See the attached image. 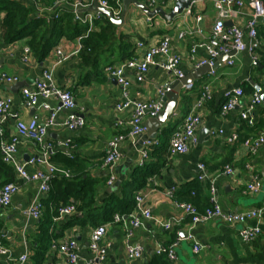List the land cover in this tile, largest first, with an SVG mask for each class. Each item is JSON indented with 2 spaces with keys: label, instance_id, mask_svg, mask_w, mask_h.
<instances>
[{
  "label": "crops",
  "instance_id": "crops-1",
  "mask_svg": "<svg viewBox=\"0 0 264 264\" xmlns=\"http://www.w3.org/2000/svg\"><path fill=\"white\" fill-rule=\"evenodd\" d=\"M260 1L264 2V0ZM28 6L32 10L31 18L36 19L34 6ZM173 6L172 0L165 5L164 10L169 12ZM192 11L203 17L199 24L201 34L179 40L178 31L195 27L193 16L180 14L171 22L160 16L148 19L135 6L129 5L122 26L116 27L118 40L112 46L105 47L98 56L96 74L89 68L81 67L79 54L71 56L59 65H53L56 48H60L65 53L72 52L75 48V38H60L42 61L37 60L31 52L28 61L24 63L22 55L24 48L28 47L27 40L5 43L0 37V75L15 76L19 80L17 83L22 82L24 84L22 88H26L33 86L42 70H51L54 84L68 89L75 101L76 114L85 122L83 128L70 132L62 125L67 112L61 111L55 117L56 125L48 129L45 144L52 148L50 161L56 167L68 170L70 177H55L47 193L39 192L38 183L19 178L11 166L4 164L5 168H3L0 165V186L6 182L18 186V192L13 196L10 206L0 210V243L7 250L6 255H0V264H33L34 242L39 235L41 222H46L48 232L55 236L50 243L72 239L78 247L77 264H91V254L87 247L88 236L93 228L90 223L91 218H87L84 213H77L79 218L83 215L84 225L73 221L76 215L56 219V211L60 206L70 203L79 204L74 201L73 194L78 190L79 183L85 180L94 182L92 212L96 222L106 225L102 241L106 255L98 264H148L156 257L155 250L158 246H168L173 243H177L176 259L170 262L164 257H158L164 264H264V211L259 219H249L238 224L210 220L193 226L190 217L176 207L177 203H191L200 213L203 212L211 205V182L217 203L225 212L255 210L264 202V147L252 155L243 146L245 139L256 138L264 129V104L261 102L252 113L253 127H249L239 118V113L250 96L256 93L254 86L264 91L263 22L258 24L261 46L253 57L247 53L237 54L232 67L226 66L225 60H217L215 76L207 73L192 78L190 83L192 88L186 90L183 86L180 91L172 118L161 125L156 133L151 130L152 124L150 125L149 122L151 119L145 120L146 134L135 140H125L120 146L121 160L111 168L103 167L107 143L118 132L122 134L128 132L127 122L131 116L128 110L116 111L115 106L121 100V88L105 75L104 68L111 65L119 66L133 57L141 58L146 47L156 45L163 36H169L171 52L180 56V68L184 75L192 74L196 70L189 61L188 55L194 43L207 41L210 36L215 20L213 0H198L193 3ZM250 13L248 7H243L240 15L232 18V23L243 26ZM104 17L106 16L103 15L101 23L97 25L96 33L104 24ZM77 25L80 30L83 29L81 24L77 23ZM49 34L50 30L47 37ZM137 43L144 44L145 48L137 49ZM195 58L203 60L207 59V55L204 50L196 49ZM135 75V71H125V76L131 81L128 94L131 99L141 102L157 100L159 90L165 85L172 86L177 82L172 75L157 67H150L141 83L135 82ZM15 84L0 82V98L7 96L12 99V114L16 116L9 118L2 125L0 147L15 135L17 120L26 122L33 118L43 122L50 115L49 111L41 108H27L21 98L22 88L17 92L12 91ZM205 84L210 85L212 99L199 111L201 124L196 134V143L190 145L184 155H170L168 147V154L159 174L147 179L144 188L140 189L146 195L145 204L154 219L160 223L168 222L171 227L169 230H163L154 221L142 220L141 225L133 230L132 237L128 240L126 227L132 212L128 216H123L121 222L115 223L113 218L109 222H102L104 202L111 194L134 199L139 190L135 191L131 177L133 170L138 167L142 142H155L152 148L157 150L163 149L164 145L167 146L170 136L181 126L184 116L191 111ZM235 88L243 90L244 98L235 110L221 115L219 109L223 103L224 93ZM48 105L55 108L57 104L49 101ZM117 120L124 123L121 131L114 127ZM219 131H222L221 136L211 135V132ZM232 134L237 136L236 141L227 143L225 139ZM17 142L18 163L26 162L28 158L37 156L41 151L40 146L23 138H18ZM63 142H70L75 146L72 159L67 158L66 151L59 146ZM149 156L148 163L156 162L157 159ZM0 163H3L1 149ZM199 164L204 165L207 175L204 181L197 179ZM226 166L232 168L231 175L224 174ZM43 170H45L44 166L39 164L26 168L30 174ZM255 175L260 177V192L245 193V186ZM111 176L114 182L109 186L107 182ZM36 198L42 204L41 217L38 221L23 215V211ZM243 227L258 228L260 231L258 237L250 243H244L239 236V231ZM128 243L141 247L140 258L133 260L127 258L125 247ZM194 244L202 247L198 253L193 251ZM24 254L28 256L27 261L20 263L19 258ZM42 264H65V262L61 255L48 248Z\"/></svg>",
  "mask_w": 264,
  "mask_h": 264
},
{
  "label": "built area",
  "instance_id": "built-area-1",
  "mask_svg": "<svg viewBox=\"0 0 264 264\" xmlns=\"http://www.w3.org/2000/svg\"><path fill=\"white\" fill-rule=\"evenodd\" d=\"M28 5L34 6V15L37 19H43L47 23L55 22L59 19L60 13L63 9L69 10L73 14L75 22L81 24L84 28L83 32L75 37V48L70 53H65L60 48H56L53 54V65H59L66 61L71 56H77L82 50V42L97 29V25L101 23L103 14L100 12L88 11L92 7L95 0H74L73 2L57 1L52 6H43L37 0H19ZM114 6H110L105 0H96L98 6L110 11L113 18L118 20L122 11L123 0H113ZM145 5L149 10L155 8L165 9L166 0H138ZM195 3V2H194ZM191 5L182 12L185 16H193L195 27L183 28L177 33V39L193 38L197 34H201L199 24L203 17L200 14H194ZM248 7L251 11L248 19L243 26L232 23V18H237L243 7ZM213 7L215 9V20L211 27L210 36L207 41L194 43L188 55L189 61L193 64L194 70L201 67L208 66L210 68L209 75L215 76V62L221 57L226 56L225 64L228 67L234 65L235 56L237 54L247 53L253 57L254 53L260 48L261 42L258 35L259 22L264 23V2L260 0H213ZM85 10V12L83 11ZM165 11V10H164ZM149 19V18H148ZM231 22V26H226L227 22ZM137 49L145 48L144 44L137 43ZM196 49H202L207 55V59L197 60L195 58ZM31 56V50L26 47L23 50L22 61L25 63ZM255 59V58H253ZM180 56L171 52V38L163 36L160 41L153 46L145 48L141 58L133 57L119 66H106L104 68L105 75L115 81L121 88V100L116 104V111H130L131 116L127 122L128 132L126 134L119 133L114 135L105 150L103 157V167L111 168L116 165L122 157L120 146L129 139L135 140L146 134L147 127L144 125L145 120L156 118L163 110L165 94L170 91V86L165 85L159 90L157 100L150 102H141L133 100L129 97L128 89L131 81L125 76L126 70L135 71V82L141 83L144 81L145 75L150 67H157L172 75L177 81L184 78V72L180 68ZM19 80L15 76L0 75V82L5 84H15ZM186 90L192 88V84L185 85ZM21 98L23 104L30 109H43L50 112L49 117L43 121L38 122L36 119L30 118L24 122L17 120L15 123V135L9 142L1 144L2 161L4 164L11 166L19 178L30 182L38 183V190L41 194H45L50 189V183L55 177L69 178L68 170L56 167L51 163L50 157L52 155V148L45 144V138L49 128L55 126V117L61 112H67L62 125L70 132H75L83 128L84 119L78 116L75 112V101L72 94L66 88H60L54 84L52 71L49 69L42 70L39 78H37L32 87L21 89ZM244 98L243 90L235 88L228 90L223 95V103L220 105V114L235 110L241 100ZM212 99V92L209 84H205L201 88L199 96L192 105V109L187 113L181 123V126L172 133L169 138V153L170 155H184L187 153L190 145L196 143V134L201 124V117L199 111L201 108ZM41 101V103H40ZM49 101H54L57 105L51 108L48 105ZM261 104V99L257 93L250 96L244 107L239 113L241 121L245 122L249 127H253L254 121L252 113L255 108ZM12 114V99L10 97L0 98V135H2V125L9 119L15 118ZM114 127L121 131L124 123L117 120ZM211 135H222V131L217 133L211 132ZM23 138L41 147V151L37 156L28 158L24 163H18L16 159L17 154V140ZM237 139L235 134L227 137V143H233ZM156 143L146 141L142 142V147L139 149L138 167L144 166L149 160L150 151ZM60 147L66 151L65 155L68 158L73 157L75 146L70 142H63L59 144ZM243 146L246 150L255 155L264 147V129L259 132L256 138H247L243 141ZM39 164L44 166L45 170L37 171L32 174L26 171L28 166ZM199 181L207 179L204 165L197 166ZM225 175L232 174V168L226 166L224 170ZM149 179V178H148ZM149 181V180H148ZM114 182L111 176L107 182L109 186ZM211 205L199 212L191 203H177L176 207L180 209L184 215L190 217L191 225L195 226L203 224L210 220H217L226 224H238L249 219H259L264 211V202L262 206L255 210H246L237 213H228L222 210L214 196L215 190L213 182H211ZM260 177L255 175L251 181L245 186V193L257 194L260 192ZM18 192V186L14 183H5L0 186V210L10 206L13 196ZM193 195V193H191ZM146 195L139 190L134 196L135 207L129 216L128 226L126 227V238L130 240L133 230L138 228L142 220L154 221L163 230H169L170 223H160L152 216L149 208L145 204ZM42 204L36 198L30 206L23 211V215L31 220L38 221L41 217ZM77 214L76 205L73 203L60 206L56 211V219L63 217H71ZM123 217L115 215L113 222H121ZM106 232V225H98L93 227L88 236V250L91 254V264L101 263L105 259L106 248L102 245L104 235ZM259 229L256 227H243L239 231L240 239L244 243L254 241L259 235ZM177 243L168 246H158L155 250L156 256H162L166 260L172 262L176 259L175 249ZM202 249L201 246L194 244L193 251L198 253ZM52 252H56L64 259L65 264L78 263V247L72 239L62 240L60 242H53L50 246ZM126 256L128 259H138L142 255L141 247L128 243L125 247ZM7 250L0 243V255H6ZM26 254L20 256V263L27 261Z\"/></svg>",
  "mask_w": 264,
  "mask_h": 264
},
{
  "label": "trees",
  "instance_id": "trees-1",
  "mask_svg": "<svg viewBox=\"0 0 264 264\" xmlns=\"http://www.w3.org/2000/svg\"><path fill=\"white\" fill-rule=\"evenodd\" d=\"M57 1L73 2L74 0H37L38 3L46 7L52 6ZM105 1H107L110 6H114L113 0ZM31 12L30 6H27L19 0H0V37L5 43H13L18 40L26 39L27 46L39 61H42L44 57H46L60 38H75L84 30V28L82 30L79 29L77 23L73 21L72 12L69 10L63 9L59 19L51 24L46 23L43 19H32ZM104 18V24L100 27L99 31L89 34L82 42L83 48L79 52L81 67L89 68L93 70L95 74L100 53L105 47L112 46L118 40L116 37V27L111 24L106 17ZM49 30L50 34L47 37ZM121 39L123 38H120V40ZM166 154H168V145H164L163 149L160 148L158 150L157 148H152L150 155L153 159H157L156 162H147L144 166L136 167L133 170L131 181L134 184L135 191L144 188L148 178L159 174L161 168L164 166ZM0 165L5 168L4 163H0ZM93 185L94 182L89 180L79 183V188L76 193L73 194V199L79 202V204L76 205L77 213H84L87 218L90 217L91 225L96 227L102 224L96 222L95 215H93L92 212V206L94 205ZM134 207L135 202L133 198H122L111 194L104 202L101 221H111L114 214H118L122 217L128 216L133 212ZM82 217L79 218L76 215L73 221L84 225L82 223ZM46 224V222L40 223L39 235L34 242V255L32 256L33 264H42L44 261V254L48 248L50 249L52 244L50 241L55 238L53 234L48 232V227L45 226ZM158 257L162 258V256H156L148 264H164Z\"/></svg>",
  "mask_w": 264,
  "mask_h": 264
},
{
  "label": "water",
  "instance_id": "water-1",
  "mask_svg": "<svg viewBox=\"0 0 264 264\" xmlns=\"http://www.w3.org/2000/svg\"><path fill=\"white\" fill-rule=\"evenodd\" d=\"M173 1H174L173 8L169 12H166L162 10L161 8H155L154 10H149L145 5L140 3L138 0H123L122 11L120 14V18L118 20L113 18V15L110 11L98 6L96 0L93 2L92 7L89 8L88 11L100 12L101 14L106 16L107 19L110 21V23L113 24L115 27H121L124 22L127 8L131 4L135 6L138 10H140L149 19L154 18L155 16H160L164 20L171 22L176 16H179L180 14H182V12L186 10L191 5V3L197 2L198 0H173ZM83 11L85 12V10ZM231 24H232L231 22H227L226 26H231ZM218 60L226 61V56H221ZM215 68L216 66H214V69ZM209 71H210V68L208 66L201 67L197 69L195 72H193L192 74L185 75L183 79L178 80L175 84L170 86V91L167 92L165 94V97L163 98V101H164L163 110L160 112V114L156 118L151 119L149 121L150 125L152 124L151 130L153 131V133H156L158 128L161 125L165 124L174 115V112H175V109L178 103L180 91L182 90L183 86L192 83V78L204 76L207 73H209ZM113 82L115 83V81ZM22 87H24V84L22 82L17 83L12 87V91L17 92ZM254 89L256 93L259 95L261 102L264 104V91L262 90V88L258 86H254Z\"/></svg>",
  "mask_w": 264,
  "mask_h": 264
},
{
  "label": "rangeland",
  "instance_id": "rangeland-1",
  "mask_svg": "<svg viewBox=\"0 0 264 264\" xmlns=\"http://www.w3.org/2000/svg\"><path fill=\"white\" fill-rule=\"evenodd\" d=\"M168 2H172V0H166V2H165V3H168Z\"/></svg>",
  "mask_w": 264,
  "mask_h": 264
}]
</instances>
